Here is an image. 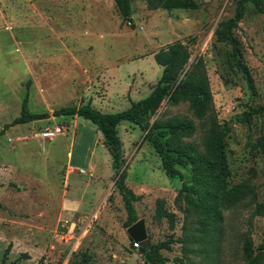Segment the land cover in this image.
I'll list each match as a JSON object with an SVG mask.
<instances>
[{
  "label": "rangeland",
  "instance_id": "374dc122",
  "mask_svg": "<svg viewBox=\"0 0 264 264\" xmlns=\"http://www.w3.org/2000/svg\"><path fill=\"white\" fill-rule=\"evenodd\" d=\"M192 1V8L149 10L145 0H133L125 19L113 0H0V264H146L127 233L132 225L101 133L81 117H55V111L87 103L102 113L126 110L157 84L162 68L153 55L175 41L188 47L189 64L202 60L220 126L246 106H264V12L248 2L231 30L243 74L222 39L237 0ZM27 82L29 111L47 118L6 128L20 115ZM171 117L193 119L197 130L185 142L201 144L203 129L187 103L165 101L148 121ZM57 127L60 135L42 137ZM117 131L119 173L138 196L134 208L149 245L170 242L159 251L165 264H200L199 256H183L177 241L183 217L173 200L183 182L190 184V168L177 167L181 180L168 177L144 132L128 122ZM263 134L264 114L246 125L231 123L224 142L228 187L250 181L256 203L264 202V160L255 147ZM158 199L175 215L173 229L155 218ZM253 207L223 212L215 264H247L240 234L254 248L264 241V218L248 221Z\"/></svg>",
  "mask_w": 264,
  "mask_h": 264
},
{
  "label": "trees",
  "instance_id": "16d2710c",
  "mask_svg": "<svg viewBox=\"0 0 264 264\" xmlns=\"http://www.w3.org/2000/svg\"><path fill=\"white\" fill-rule=\"evenodd\" d=\"M120 15L128 19L132 13L133 0H113ZM149 10L174 8H192V0H145ZM250 2L256 12H264L262 0H237L233 16L224 25V41L231 45L230 60L241 73L246 69L241 62L240 46L231 30L238 27L245 5ZM191 53L180 41H175L158 50L153 59L162 68L161 76L151 92L139 101H131L128 109L117 113H102L90 103L80 106L61 108L53 113L55 117H81L93 125L103 137V145L112 158L115 170V184L127 214L128 226L137 222L134 202L138 196L127 186L126 173L120 172L123 161L122 141L117 127L122 122L137 126L145 133V140L150 143L161 166L168 177L182 179L177 167L190 168V184L183 182L174 197V206L182 214V236L177 238L181 252L185 257L199 256L200 264H215V255L223 236V212L233 208L253 210L249 223L255 217L264 218V202L256 203L254 186L248 181L228 187L227 178L230 170L226 160L225 139L230 133L231 123L248 124L254 116L264 114V106L245 110L235 117L234 121L220 126L213 115V102L207 75L202 60L189 64ZM250 86V79L247 78ZM26 83L20 115L6 128L31 123L47 118L46 114H33L28 109V87ZM171 106L187 103L193 118L201 124L202 140L200 145L185 142L192 137L197 125L188 117L156 118L152 123L148 118L155 115L163 102ZM4 131V130H3ZM1 131V132H3ZM255 147L264 160V134L256 140ZM155 218H165L170 228H174L175 215L164 207V201H156ZM243 240L244 253L240 258L247 264H264V241L253 247L252 238L240 234ZM170 242L163 241L139 247L146 264H165L166 260L159 255L162 249L168 250ZM6 249L5 254L8 252ZM23 257H27L23 254ZM88 261V256H83Z\"/></svg>",
  "mask_w": 264,
  "mask_h": 264
},
{
  "label": "water",
  "instance_id": "95a60500",
  "mask_svg": "<svg viewBox=\"0 0 264 264\" xmlns=\"http://www.w3.org/2000/svg\"><path fill=\"white\" fill-rule=\"evenodd\" d=\"M127 233L133 241L139 243L140 247L146 248L149 246L142 220L137 221L130 228H128Z\"/></svg>",
  "mask_w": 264,
  "mask_h": 264
},
{
  "label": "built area",
  "instance_id": "2783aa9c",
  "mask_svg": "<svg viewBox=\"0 0 264 264\" xmlns=\"http://www.w3.org/2000/svg\"><path fill=\"white\" fill-rule=\"evenodd\" d=\"M60 134H61V129L57 127V128L52 129V130H45L42 134V137L45 139H51V138L58 136ZM79 173L84 174L85 172L81 170V171H79ZM134 247L139 249V247H140L139 243L135 242Z\"/></svg>",
  "mask_w": 264,
  "mask_h": 264
},
{
  "label": "crops",
  "instance_id": "0c3cea01",
  "mask_svg": "<svg viewBox=\"0 0 264 264\" xmlns=\"http://www.w3.org/2000/svg\"><path fill=\"white\" fill-rule=\"evenodd\" d=\"M129 103H130V102H129ZM90 105H91V104H90ZM129 106H130V105H129ZM128 108H129V107H128ZM128 108H127V109H128Z\"/></svg>",
  "mask_w": 264,
  "mask_h": 264
}]
</instances>
